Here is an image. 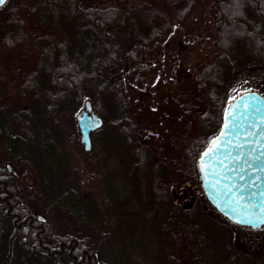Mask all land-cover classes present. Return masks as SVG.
Returning <instances> with one entry per match:
<instances>
[{
	"label": "trees",
	"instance_id": "trees-1",
	"mask_svg": "<svg viewBox=\"0 0 264 264\" xmlns=\"http://www.w3.org/2000/svg\"><path fill=\"white\" fill-rule=\"evenodd\" d=\"M194 2L197 4L198 0H6L0 6V44L15 51L9 60L20 63L23 51H34L29 72L24 69L13 76V84L19 88L21 109L10 113L9 120L3 112L5 105H0V139L5 145L0 152V264H97V260L101 264H124L119 261L121 256L113 261L103 257L102 243L111 236L109 230L105 234L99 225L94 236L88 234L69 207L73 202L48 192L52 179L47 168L51 151L56 152L53 139L44 137L42 149H38L29 132L25 136L22 126L19 133L16 128L22 125L21 116L34 115L55 122L59 114L76 111L88 95L98 104L97 108L94 106L98 114L107 116L111 126L123 129L126 149L135 152L136 163L132 164L140 165L143 171L158 170L150 161L147 142L134 140L140 130L147 127L150 131L151 119L139 114L141 108L136 107L132 112L136 113L137 121L129 123L126 89L129 86L151 90L163 74L160 63L163 53L156 48L170 37L175 22L192 13ZM203 2L200 5L213 28L212 36L206 37L213 47L211 60L183 63L172 57L173 69L185 80L180 87L184 96L181 104L195 124L193 131L181 139L185 151L176 161L184 162L186 169L172 184L177 190L184 187L179 183L185 180L202 193L198 156L219 129L225 107L244 90H255L264 96V0ZM68 29L74 31L72 38L68 37ZM185 37L193 41L198 34L185 29ZM106 90L110 99L113 95L119 102L110 103L108 109L99 106ZM3 94L8 97L12 93L7 88ZM131 157L132 154L130 161ZM6 162L28 164L36 173V181H25L20 168L19 176L8 171ZM156 175L157 182L167 184L159 172ZM202 196L203 203L213 207ZM50 206L56 209L55 220L49 214ZM203 208L197 210V217L209 216ZM35 212L45 215L47 220L39 221ZM160 214L180 223L185 229L184 236L192 242L193 231L184 221L193 223L190 211L187 216L172 207L156 210L155 215ZM217 214V224L223 229L227 224L249 231L264 228V225L252 229L235 224ZM191 245L196 247L195 242ZM139 247L145 250L143 245Z\"/></svg>",
	"mask_w": 264,
	"mask_h": 264
},
{
	"label": "rangeland",
	"instance_id": "rangeland-1",
	"mask_svg": "<svg viewBox=\"0 0 264 264\" xmlns=\"http://www.w3.org/2000/svg\"><path fill=\"white\" fill-rule=\"evenodd\" d=\"M201 2L203 0H198L197 4L194 2L192 13L175 22L170 37L161 45L158 44L156 49L163 53L160 62L163 74L158 76L151 90L146 88L142 91L129 86L126 89L129 123L137 121L136 113L132 112L136 107L141 108L139 114L151 119L150 131H147V127L140 130L134 135V140H142L144 144L147 142L150 161L158 170L143 171L140 165L135 167L132 164L136 163L135 152L126 149L127 140L120 126L96 129L91 134L90 149L83 148L78 142L76 117L84 109L86 100L98 107L88 95L76 111L59 114L55 122L34 118V115L30 118L19 115L22 125L17 126L16 131L19 133L22 126L23 134L28 136L26 131L29 132L38 149H42L44 137L49 136L55 143L56 152L51 151V163L47 164L48 168L44 165L52 179L48 192L73 202L68 205L78 216L79 226L88 234L94 236L95 228L99 225L105 234L109 230L111 236L102 243L106 261L121 256L119 261L124 264H264L259 262L264 259V228L249 231L226 225L220 219L227 226L223 229L217 224L219 215L215 209L203 203L202 192L192 189L185 180L179 183L184 187L177 190L172 184L178 181L186 169L184 162L176 161V158L183 157L185 151L181 139L195 127L190 122L187 108L181 104L180 99L184 96L180 87L185 80L173 69L172 57L183 63L195 59L211 60L213 47L211 39L206 37L212 36L213 28ZM185 29L198 34V37L193 41L186 39ZM73 32V29H68V37L72 38ZM13 55L14 50L8 51L5 45L0 44V105H5L3 112L9 120L10 113L18 112L22 107L17 93L19 88L13 84V76L20 70L29 72L34 62L32 50L23 51L20 63L9 60ZM38 74H42L41 71ZM7 88L12 94L5 97L3 93ZM110 103L119 102L113 95L110 99V93L106 90L99 106L108 109ZM204 110L207 112V105ZM4 148V142L0 139V152ZM48 149H51V145H48ZM8 163L17 176L20 168L25 181H36V173L28 164L19 166ZM158 172L167 184L157 182ZM196 183L199 184V181ZM39 199H43V196L39 195ZM46 206L43 203V208ZM172 207L185 215L188 211L193 215V223L184 219V224L193 231L190 234L195 248L191 240L184 236L185 229L180 223L161 214L155 215L156 210ZM49 208L53 220L57 219L56 209ZM200 208L205 209L209 216L197 217ZM69 224L74 225L71 222ZM141 245L145 247L144 251L139 247Z\"/></svg>",
	"mask_w": 264,
	"mask_h": 264
},
{
	"label": "water",
	"instance_id": "water-1",
	"mask_svg": "<svg viewBox=\"0 0 264 264\" xmlns=\"http://www.w3.org/2000/svg\"><path fill=\"white\" fill-rule=\"evenodd\" d=\"M231 113V117L226 116ZM80 141L90 149V131L102 124V118L93 111L90 100L76 117ZM229 124V128L225 125ZM228 135L215 146L210 156L201 157L209 151L213 140L221 131ZM205 166V172L201 166ZM9 167V163H6ZM200 184L206 199L230 221L258 228L264 224V96L255 90L238 93L226 106L218 131L209 139L198 156ZM209 175L205 180L208 171ZM218 181V183H217ZM36 218L47 219L36 212ZM95 255H97L95 253ZM97 264H101L97 260Z\"/></svg>",
	"mask_w": 264,
	"mask_h": 264
},
{
	"label": "snow or ice",
	"instance_id": "snow-or-ice-1",
	"mask_svg": "<svg viewBox=\"0 0 264 264\" xmlns=\"http://www.w3.org/2000/svg\"><path fill=\"white\" fill-rule=\"evenodd\" d=\"M5 2H6V0H0V6L4 5ZM226 116L231 117L233 120L235 119V117H232V114H231V113H227V112H226ZM98 126H99V125L97 124V127H98ZM229 127H230L229 124H226V125H225V128H226V129L229 128ZM226 135H228V134H227L225 131L222 130L221 133H220V136L217 137L215 140L212 141V143H211V145H210V148H209V151L206 152V153H204V155L201 157V160H203L205 156H210L211 153H212L213 151H215V146L219 145V144L222 142V138H224ZM201 171H202V172H205V166H203V165L201 166ZM209 175H214V173H213L212 171L209 170V171L207 172V174L205 175V180H207V178H208ZM217 183H218V181H217Z\"/></svg>",
	"mask_w": 264,
	"mask_h": 264
},
{
	"label": "flooded vegetation",
	"instance_id": "flooded-vegetation-1",
	"mask_svg": "<svg viewBox=\"0 0 264 264\" xmlns=\"http://www.w3.org/2000/svg\"><path fill=\"white\" fill-rule=\"evenodd\" d=\"M166 41V40H164ZM163 41V42H164ZM102 118V124L100 127L96 128V129H99V128H103L104 126H111V124L108 122V118ZM76 126H77V136H78V142L82 145L81 141H80V131H79V128H78V123L76 121ZM119 127V126H118ZM96 129L92 130L91 133H90V136L92 134L93 131H95ZM8 171H12V167L11 165L9 167H7Z\"/></svg>",
	"mask_w": 264,
	"mask_h": 264
}]
</instances>
